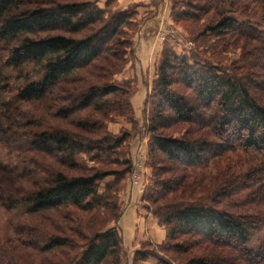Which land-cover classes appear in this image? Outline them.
Wrapping results in <instances>:
<instances>
[{
    "label": "trees",
    "instance_id": "obj_1",
    "mask_svg": "<svg viewBox=\"0 0 264 264\" xmlns=\"http://www.w3.org/2000/svg\"><path fill=\"white\" fill-rule=\"evenodd\" d=\"M98 1L0 0V51L5 53L0 70L11 69L24 83L12 103L0 100V145L22 147L28 154L15 166L0 161V208L19 218L61 211L92 216L103 210L117 222V193L133 169L127 149L136 134L125 127L112 133L108 124L142 126L151 172L140 203L166 235L160 245L142 243L132 264L156 257L147 251L152 247L172 253V264H264V245L247 248L264 224L255 211L264 205V0H191L182 9L171 6L175 25L209 16L202 36L212 43L192 57L202 59V66L163 44L142 123L135 119L130 83L114 80L132 53L140 25L128 9L138 5L111 11L114 0L103 8ZM235 48L241 49L239 60L228 70L220 67L221 55ZM208 52L217 63L204 57ZM174 86L191 95L177 93ZM31 103L49 105L53 120L68 124L40 129L31 121L25 132L13 131L16 116L22 115L19 107ZM5 111H11L10 125L3 120ZM82 112L88 115L72 119ZM181 125L188 127L181 138L164 134ZM85 159L124 169L88 167ZM39 160H53L66 171ZM73 232L78 239L18 226L14 242H0V264H33L35 254L50 253L52 264L128 259L116 227Z\"/></svg>",
    "mask_w": 264,
    "mask_h": 264
},
{
    "label": "rangeland",
    "instance_id": "obj_2",
    "mask_svg": "<svg viewBox=\"0 0 264 264\" xmlns=\"http://www.w3.org/2000/svg\"><path fill=\"white\" fill-rule=\"evenodd\" d=\"M32 3L38 4H48V3H65V2H86V1H94V0H27ZM107 0H99L97 2L98 7L103 8L104 3ZM137 0H114L113 7L110 8L116 11L117 9L125 10L130 8L132 4L131 2ZM193 1V0H192ZM191 0H161L159 4L156 6V12H149L144 7H139L138 3L134 5H138L134 10L128 9L130 11V16L133 21L140 25L139 31L132 38V53L127 57L128 62L125 66L124 70L114 77V80L117 84H123V82L127 81L130 84L128 85L130 88L132 87V96L131 103L133 105L135 119H137L140 123H142L144 118V111L146 109V100L151 91L152 81L156 78V63L161 50V45L165 42L169 44V46L178 54L185 55L190 59V63L194 64L195 62L199 63V66L203 65L202 59H192L194 53L200 50L203 53L206 52V49L209 48V44L212 43L211 40L208 39V43L203 42L202 33L204 31V27L208 21L209 16L202 18L199 22H189L188 25L191 26L189 30L185 24L175 25L173 21H168L170 8L173 4H178V8L184 7L185 3L192 2ZM127 6V8H123L119 6ZM184 9V8H183ZM111 10V11H113ZM135 11V13H134ZM198 47V48H197ZM241 49L235 48L228 50V52L223 53L221 55V64L220 67L227 69L231 65V62L237 61L240 58ZM5 53L0 51V59H4ZM205 58H208L213 61L211 56V52L204 54ZM1 66V63H0ZM24 86L21 80H19L18 76L15 72H13L9 68H1L0 70V87L4 90L0 94V100L3 102L12 103V99L15 96L16 90ZM177 93L188 96L191 95L190 92H185L182 87L174 86L172 88ZM49 105H43L40 103H31L21 105L19 108V115L15 118L17 123V129H12L13 131H18L17 133H23L29 128L24 127L25 124L33 122H39L41 125L40 129L44 128H52L53 126H61L62 124L66 125L68 122H58L53 120V110L48 108ZM14 108V107H13ZM13 108L11 111L13 112ZM11 111H5L3 119L6 121V125H10V121L7 119L11 116ZM3 113V111H2ZM13 112L12 114H14ZM1 114V113H0ZM88 115V112H82L77 114L72 119H78V117L83 118V116ZM24 117V118H23ZM77 117V118H76ZM25 121V122H24ZM27 121V123H26ZM23 127V128H21ZM121 127H125L132 134H136L133 138L132 142L128 145V156L132 160L133 169L132 172L125 176L124 180L120 183V191L117 193L118 203L120 205V217L115 222V219L112 220V212H105L103 210L97 211L92 216H87L82 214L81 212L70 213L67 216V212H48L45 214L38 215H25L16 217L15 212L7 213L5 210L0 208V242L6 243L9 240L16 239L14 230L21 225H27L30 228H34L36 230L42 229L51 235H66L67 237L70 235L76 239L78 237L75 235L74 229L80 228L82 233L89 234L92 230H96L99 225L106 226L107 228L116 227L119 231V234L122 238V243L124 250L127 252L128 259H125L122 264H132L131 257L136 250L141 248L143 240L149 239V230H146V226L142 217L139 214H145L147 212L144 207L143 209L137 208L134 211V201L138 199L139 195H142L144 188L148 184V172L150 173V168L146 167V139H141L142 137V126L140 128L129 124L123 123H113L108 124V128L110 132L117 133ZM188 127L187 126H176L172 130L167 131L164 134L171 135L174 138H181ZM38 131V129H35ZM16 147V146H14ZM13 146L7 147L5 145H0V161L5 164L15 166L18 165V160L22 157L28 155L25 152V149L22 147L14 148ZM43 165L47 164V162H53V160H39ZM85 162L88 167H95L98 169L105 170H114L121 171L124 168L121 166L111 165L108 167H101L98 164H92L85 159ZM45 166V165H44ZM50 166V165H49ZM53 169L58 171H66L64 168L57 166L53 162ZM73 174V173H72ZM209 175H214V171L210 172ZM212 177V176H210ZM112 177L108 178L103 182V186L112 181ZM133 201V202H132ZM142 204V203H141ZM143 205V204H142ZM247 209V208H246ZM231 213L240 214L239 210L230 209ZM243 211V210H242ZM259 213L260 217H264V205L255 210ZM140 212V213H139ZM256 212L255 215L257 214ZM148 213V212H147ZM66 216V217H65ZM97 216V219H94ZM258 216V215H257ZM258 216V217H259ZM147 219H150V216H147ZM62 232V233H61ZM144 234V236L142 235ZM153 234V233H152ZM79 235V234H78ZM155 240V236L153 235ZM151 240V239H149ZM14 244V243H13ZM156 245V244H154ZM264 245V224L261 225V228L258 232L254 234L252 239L250 240L247 248L253 251H256L258 247ZM147 251L153 252L156 257H152L148 259L145 264H160L161 258L164 260V263H173L171 259L172 253H165L162 250L157 248H148ZM29 252V251H27ZM26 252V253H27ZM202 252V251H201ZM201 252H197V255H200ZM30 253V252H29ZM28 253V254H29ZM202 255V254H201ZM232 257V256H231ZM31 262L33 264H42L41 259L46 260V264L53 263V253L44 254L43 256H37L36 254L33 256ZM236 264V263H231Z\"/></svg>",
    "mask_w": 264,
    "mask_h": 264
},
{
    "label": "crops",
    "instance_id": "obj_3",
    "mask_svg": "<svg viewBox=\"0 0 264 264\" xmlns=\"http://www.w3.org/2000/svg\"><path fill=\"white\" fill-rule=\"evenodd\" d=\"M159 2H161V0H137L134 2L132 1L129 4L134 5V4L138 3L139 7H144L147 11L154 13V12H156V6H157V4H159ZM129 4H127L125 6H122L119 4V6L123 7V8H127V6ZM168 21L171 22L170 15L168 17ZM163 44L161 45V48H162ZM148 176H149V172H148ZM140 197H141V195H139L137 201L136 200L134 201V211L137 208L143 209V207L140 203ZM139 216L143 218L145 226H146L145 228H146V230H149V239H151V240H149V239L143 240L140 242H150L152 244L160 245L165 239V235H166L165 230L158 225L157 220L150 213H147V212H145V214L140 213ZM147 216H150L149 217L150 219H147L148 218ZM142 235L144 236V234H142ZM153 235L155 236V240H153L154 239Z\"/></svg>",
    "mask_w": 264,
    "mask_h": 264
}]
</instances>
